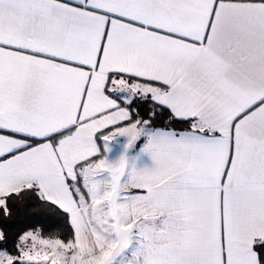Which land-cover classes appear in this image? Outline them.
<instances>
[{
	"label": "snow or ice",
	"instance_id": "1",
	"mask_svg": "<svg viewBox=\"0 0 264 264\" xmlns=\"http://www.w3.org/2000/svg\"><path fill=\"white\" fill-rule=\"evenodd\" d=\"M29 196L65 227L0 264H264V0H0L2 220Z\"/></svg>",
	"mask_w": 264,
	"mask_h": 264
},
{
	"label": "trees",
	"instance_id": "2",
	"mask_svg": "<svg viewBox=\"0 0 264 264\" xmlns=\"http://www.w3.org/2000/svg\"><path fill=\"white\" fill-rule=\"evenodd\" d=\"M138 103L142 115L146 118L147 113L151 110L149 102L138 101ZM167 119L168 115L165 113L163 116L157 117L156 123L159 125ZM3 224L8 226L13 238L16 233L29 229H39L45 238H48L60 235L61 230L65 227V220L63 216L43 207L34 197L29 196L24 201L17 202L16 212L11 219L3 221L0 217V225Z\"/></svg>",
	"mask_w": 264,
	"mask_h": 264
}]
</instances>
